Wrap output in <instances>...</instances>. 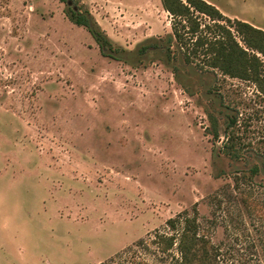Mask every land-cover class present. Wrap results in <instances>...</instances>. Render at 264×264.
<instances>
[{
  "label": "rangeland",
  "instance_id": "374dc122",
  "mask_svg": "<svg viewBox=\"0 0 264 264\" xmlns=\"http://www.w3.org/2000/svg\"><path fill=\"white\" fill-rule=\"evenodd\" d=\"M217 1L264 25V0ZM78 2L117 57L57 0H0V264H180L157 238L193 216L227 264H264V97L184 64L160 0Z\"/></svg>",
  "mask_w": 264,
  "mask_h": 264
},
{
  "label": "trees",
  "instance_id": "16d2710c",
  "mask_svg": "<svg viewBox=\"0 0 264 264\" xmlns=\"http://www.w3.org/2000/svg\"><path fill=\"white\" fill-rule=\"evenodd\" d=\"M57 1L64 5V13L71 23L88 31L103 56L117 57L108 39L97 30L91 15L79 6L78 0ZM160 3L171 19L167 44H175L184 64L193 65L199 71L212 74L218 71L228 78L250 82L264 97V30L245 21L231 20L205 0H160ZM148 49L149 46H142L137 52L143 55ZM167 49L169 51L170 46ZM209 122L211 135L218 139L216 118L209 115ZM235 126L236 119L230 117L224 129L225 149L232 160L240 159L238 140L232 131ZM259 171L256 165L248 170L252 176ZM175 223L174 219L167 221L172 230ZM181 223L177 236H158L162 253H167L176 243L180 264L228 263L209 240L198 233L196 216L185 217ZM157 245L161 244L157 242Z\"/></svg>",
  "mask_w": 264,
  "mask_h": 264
},
{
  "label": "crops",
  "instance_id": "0c3cea01",
  "mask_svg": "<svg viewBox=\"0 0 264 264\" xmlns=\"http://www.w3.org/2000/svg\"><path fill=\"white\" fill-rule=\"evenodd\" d=\"M205 1L208 2V3H210V4H212V5H214L224 16H226V17L228 16V18L231 17V15H229L228 12H226V11L223 10L224 7L217 0H205ZM222 1L225 2L226 5H229L227 3H229L230 0H222ZM229 8H230V6H229ZM229 8L226 9V10H229ZM241 8H242V6H241ZM238 20H240V19H238ZM241 21H245V22H247V23H249V24H251L253 26H264V25H259V24L255 23V22H253L249 18L241 19Z\"/></svg>",
  "mask_w": 264,
  "mask_h": 264
}]
</instances>
